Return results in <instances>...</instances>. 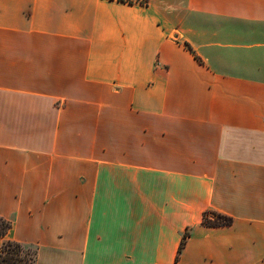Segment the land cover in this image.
<instances>
[{"label": "crops", "instance_id": "obj_1", "mask_svg": "<svg viewBox=\"0 0 264 264\" xmlns=\"http://www.w3.org/2000/svg\"><path fill=\"white\" fill-rule=\"evenodd\" d=\"M0 216L34 264H264V0H0Z\"/></svg>", "mask_w": 264, "mask_h": 264}, {"label": "trees", "instance_id": "obj_2", "mask_svg": "<svg viewBox=\"0 0 264 264\" xmlns=\"http://www.w3.org/2000/svg\"><path fill=\"white\" fill-rule=\"evenodd\" d=\"M129 3L134 1L132 0H124ZM146 0H144L145 2ZM143 2V3H144ZM209 213L214 214V212L209 211L203 215V222L207 225L218 226V225H226L231 222V217L215 212L216 217L220 219L211 220L207 217ZM10 223L0 216V239L4 237L5 233L7 232ZM186 234L183 235L181 240V245H183L185 241ZM24 250V245L20 244L19 242L13 240H3L1 247H0V264H34V256L35 252L33 251L29 254Z\"/></svg>", "mask_w": 264, "mask_h": 264}, {"label": "rangeland", "instance_id": "obj_3", "mask_svg": "<svg viewBox=\"0 0 264 264\" xmlns=\"http://www.w3.org/2000/svg\"><path fill=\"white\" fill-rule=\"evenodd\" d=\"M209 215L211 216V220L220 219L219 217L218 218L216 217L215 212H214V214L209 213ZM24 250L28 253V255L31 254L34 251L33 247L32 246H29V245H24Z\"/></svg>", "mask_w": 264, "mask_h": 264}, {"label": "built area", "instance_id": "obj_4", "mask_svg": "<svg viewBox=\"0 0 264 264\" xmlns=\"http://www.w3.org/2000/svg\"><path fill=\"white\" fill-rule=\"evenodd\" d=\"M132 1H136V2H141V3H143L144 2V0H132Z\"/></svg>", "mask_w": 264, "mask_h": 264}]
</instances>
